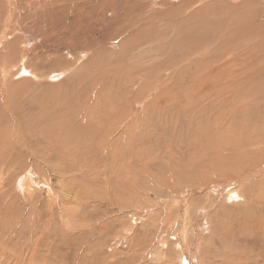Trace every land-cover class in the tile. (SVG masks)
Masks as SVG:
<instances>
[{
  "label": "rangeland",
  "instance_id": "rangeland-1",
  "mask_svg": "<svg viewBox=\"0 0 264 264\" xmlns=\"http://www.w3.org/2000/svg\"><path fill=\"white\" fill-rule=\"evenodd\" d=\"M24 1L0 0V264H264V0L150 1L190 15L144 51L78 17L57 37L84 53L31 75L54 29Z\"/></svg>",
  "mask_w": 264,
  "mask_h": 264
},
{
  "label": "bare ground",
  "instance_id": "bare-ground-1",
  "mask_svg": "<svg viewBox=\"0 0 264 264\" xmlns=\"http://www.w3.org/2000/svg\"><path fill=\"white\" fill-rule=\"evenodd\" d=\"M15 1H16V6L17 5L19 6L21 3L26 2L24 0H15ZM147 1L148 0H44V1H42V0H28L27 3H26L27 4V10L24 9L25 12L22 13L21 17L29 18L31 15H29L28 12L32 10L31 11L32 15L35 14V13L38 14V16L34 17L32 22L36 26L41 27L43 22H45L46 26H47L48 25V21H49L50 22V26H52V28L54 29V34H50V35L48 34L49 37L47 35L49 40L46 43L45 48H43L44 46H41V47L39 46L40 47L39 53L32 54L31 56H29L28 53H27V54H25L26 57H25V55L23 56V59L26 58V61H27L28 65L22 64L21 68L18 67V72H19L20 69H22V72H24V73L27 72L30 75L31 74H37L38 73L37 72L38 68H42L41 61H42L43 58H49V59H51V58L55 59L56 58L58 61H60V60L61 61H66L67 60L66 64H68L67 62H70L69 59H66L65 56L61 54V52L63 50H65L66 54L71 55L72 58L76 57L75 54H79V53L81 54L83 52V50H85V49H83L81 47H78L77 45L76 46L68 45L67 42H66V39L64 38V36H65L64 34L65 33L67 34L68 31L70 32V30H73V28L76 29L73 26V22L76 21V19L78 17H83L84 18L83 20L86 23L87 29H90L92 31L101 32V33H108L109 31H113V32H115V35L118 36V37H120L121 35H128L129 42L133 38H138L137 43H135V44L133 43L134 40H136V39H134L132 43L134 44V47L136 49H138L140 47H143L144 49L140 48L143 51L146 50V46L154 44L155 41H153V40H151L149 38L151 36H155V35L158 36L160 34H165V35L166 34L167 35L173 34V35L181 37L183 31L186 29L184 27L185 25H183V27H182L181 24H184L188 20V17H189L188 15H190L189 14L190 12H188V10L185 9V7H188V6L185 5V2L184 1L180 2L179 6L177 7L178 9L176 11H173V13H171L172 10L170 9L171 12L168 13L169 15H167V17L163 14L165 16L164 18L161 17L160 19H157L153 15V11L150 10L148 5L150 4V1L152 2V4H158V3L162 2V1H165V0H149V3ZM30 6H32V8H30ZM83 8H85L84 12L82 11ZM13 10H15V8ZM9 11H11V10H9ZM46 13H51V15H47ZM19 15H20V13H19ZM59 15H61V16L59 17ZM191 15H192V12H191ZM54 20L55 21L60 20L59 24L61 26L56 25L58 23L54 24L53 23V22H55ZM29 21H31V20H29ZM157 21L160 22V23H157ZM32 22H29V24L31 26H33ZM81 23H83V22L81 21ZM20 25L21 26L18 29H21L22 31L25 30L24 25L23 26H22V24H20ZM46 26H44V28ZM50 26L49 25L47 26V28H48L47 32H51V30H53V29L49 30ZM77 26L79 27V25H77ZM67 27L69 29H67ZM60 30H63V31L61 32ZM80 30L82 31V29H80ZM86 30H85V33L86 32L88 33V31H86ZM59 31L61 33H64L62 35V37H59V36L57 37V35L59 34L58 33ZM76 32H77V30H76ZM154 32H158L160 34H155L154 35L153 34ZM235 32H237V31H235ZM51 33H53V32H51ZM83 33H84V30H83ZM4 34H7V32H5V31L3 32L2 31V35L5 37ZM110 34H111V32H110ZM189 34H190V32H189ZM28 37H29V40H27V41H31V40L34 41L35 38H37V37L39 38L41 36H40V34L38 35V34H35L34 32H30V35ZM108 37H112V35L111 36L108 35ZM124 40H123V42H125V44H126V41H124ZM33 41H31V43ZM114 41H116V40H114ZM119 41L120 40L116 41L118 43V46H119L118 48L120 50L121 49H126L124 47L127 46V45H125V46H124V44L121 45L122 42L120 43ZM191 41H192V39H191ZM131 44H129V45H131ZM190 44H192V43H190ZM127 47H129V46H127ZM29 48H30V46H29ZM6 49H7V54L9 53L8 56H11L13 54L14 44L8 45V47ZM34 49L35 48H33L32 50H34ZM164 52H165V49H162L161 52H158V53L162 54ZM156 55H158V54H156ZM63 56H64V58L66 60H64ZM158 56L160 57V55H158ZM182 56H183V54H182ZM35 58H36L37 63L34 62ZM72 60H74V59H72ZM43 61H45V59ZM218 68H219V66H218ZM18 72H15V73H18ZM132 73H133V76L130 75L129 73L123 74L128 79V84H130L133 81L134 77H139V78L143 77L144 78V76L146 75V71L145 72H141L140 69L139 70H135V71L133 70ZM118 74L120 76V73H118ZM170 75H171V73L169 71L168 72V76H170ZM200 77H201V75H200ZM123 80H124V77H123ZM134 80H136V79H134ZM204 83H205V81H204ZM141 84H143V83L141 82ZM139 85L140 84H138L137 86H139ZM218 88H219V86H218ZM162 91H164V90L159 91V94L157 93L156 95L158 96V95L162 94ZM145 97H146V95H145ZM14 135H15V131L14 130H10V129H8V130H0V173L3 172V166L6 165L9 162V160H8L9 156L6 153V150L12 146V144H13L12 141L16 142V140H15L16 138H15ZM260 192L261 193L260 194L257 193L258 195L256 196L258 204L264 203V187L262 188V190H260ZM229 193H230L231 197H235V196L238 197L240 195L238 192L234 193L232 191L231 192L229 191ZM255 215L253 214V216H255ZM262 225H263V228H264V224H262Z\"/></svg>",
  "mask_w": 264,
  "mask_h": 264
}]
</instances>
